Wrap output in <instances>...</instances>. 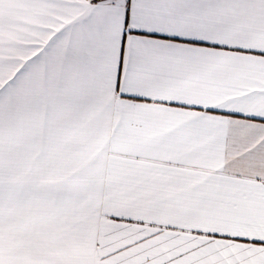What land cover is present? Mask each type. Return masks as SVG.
I'll list each match as a JSON object with an SVG mask.
<instances>
[{"label":"snow or ice","instance_id":"obj_1","mask_svg":"<svg viewBox=\"0 0 264 264\" xmlns=\"http://www.w3.org/2000/svg\"><path fill=\"white\" fill-rule=\"evenodd\" d=\"M0 264H264V0H0Z\"/></svg>","mask_w":264,"mask_h":264}]
</instances>
